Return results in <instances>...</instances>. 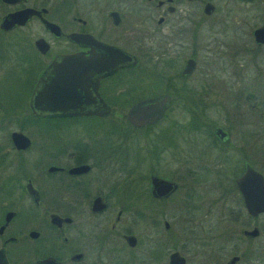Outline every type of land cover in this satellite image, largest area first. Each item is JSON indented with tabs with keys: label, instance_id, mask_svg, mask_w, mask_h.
<instances>
[{
	"label": "flooded vegetation",
	"instance_id": "obj_1",
	"mask_svg": "<svg viewBox=\"0 0 264 264\" xmlns=\"http://www.w3.org/2000/svg\"><path fill=\"white\" fill-rule=\"evenodd\" d=\"M239 6L243 9L237 10ZM234 9L237 11L233 12ZM12 13H21L22 23L1 27L3 18ZM231 13L245 16L249 45L233 50L232 54L235 56L241 50L262 51L264 43L256 42L253 33L258 29L264 31V0H0V131L4 134L0 139V249L7 264H38L46 258L56 264H170L173 252L183 257V264H188L189 257H196L197 264H202L199 258L204 256V246L209 243H204L197 231L190 228L179 247L168 248L166 239L153 238L147 256L136 259L137 238L128 224H137V220L151 212L155 216L157 209L124 204V188L136 189L135 180L139 178L129 172L120 189L123 172L108 149L114 146L117 150L121 143L112 140L91 144L83 133L70 135L71 138L58 143L55 134L46 138L44 135V130L85 126L93 120L108 126L110 136H128L131 129L145 130L160 124L176 109L190 114L189 121L176 126L178 129L203 130L211 137L207 144L216 151L211 154L212 159L223 167L212 172L216 173L219 187L228 194H237L240 203L222 206L223 226L231 219L235 221L231 217L236 215L234 209H239L242 239L220 234L228 244L222 249L228 251L222 252L227 258L216 264H225L233 256L237 257L233 264L244 258L251 261V253L255 258L260 255V263L264 264V212L248 214L235 184V179L249 165L260 174L264 186V164L260 167L253 164L251 132L247 129L251 124L248 119L252 95L234 87V93L240 97L232 94V99L224 103L219 92L204 91L203 83L209 82L205 81L207 76L197 75L200 51L228 47L224 38L234 34L226 31ZM234 18L235 15L232 24L239 21ZM223 54L217 52L218 56ZM67 56L71 59L62 58ZM50 76L54 79L49 84ZM40 78H44L42 82ZM230 79L238 81L234 76ZM190 80L197 85L201 83L200 90L189 87ZM44 88L47 91L43 93L50 97L48 103H60L59 98L70 102L71 97L75 103L77 97L79 104L62 111L60 107L47 106L46 99L41 97L35 106L33 98ZM55 89L58 97L54 99ZM160 94H167L169 100L157 121L143 126L128 122L126 114L131 106ZM226 105L233 117L243 114L244 120H248L238 122L245 129L241 146L231 138L233 126L228 115L223 118L224 123L203 119L207 110H213L217 116L221 108L226 111ZM242 105L243 112L239 110ZM13 132L24 135L27 145L18 147L11 137ZM112 142L118 146L111 145ZM151 143L155 155L146 173V187L141 190L147 191L154 203L162 205L179 186L153 168L163 147L154 140ZM164 144L171 147L174 143ZM182 152L185 163L191 158L192 163L199 165L200 170H185L194 176L192 179L210 171L203 167L206 160L198 159L195 150L189 151L186 146ZM80 166L87 169L70 172ZM151 176L174 181L177 188L166 197L155 198L150 194ZM29 210L31 221L27 222ZM140 215L142 218L138 219ZM124 216H127L125 226ZM162 227L168 230L166 220L162 221ZM253 228L257 229V235L242 234L243 230ZM128 237L134 238L133 243ZM258 238H262L260 252H238L240 242Z\"/></svg>",
	"mask_w": 264,
	"mask_h": 264
},
{
	"label": "rangeland",
	"instance_id": "obj_2",
	"mask_svg": "<svg viewBox=\"0 0 264 264\" xmlns=\"http://www.w3.org/2000/svg\"><path fill=\"white\" fill-rule=\"evenodd\" d=\"M240 9L242 10L243 6L237 7V10ZM237 10L234 9L233 12ZM234 15L236 17L234 19H238L239 21L236 23L233 21L234 24H232ZM214 17L215 16H213V19ZM245 20L243 14L231 13L228 17L226 31L231 30L234 34L224 38V42H226L225 45L228 44V47L226 49L221 47L216 49H203V51H200L197 57L200 67L197 75L207 76L205 81L209 82L203 83L204 91L208 93L213 91L219 92L220 98L224 103L232 99V94H234L235 97H240L239 94L234 93V87H238L236 91L251 93L253 104L251 116L250 119H248L251 120V124L247 129L251 132V155L253 164L260 167L264 164V49L262 51L258 50V52L257 50L253 52L241 50V52H236L235 56L232 54L233 50H238V48L242 49L243 47L245 48V46L249 47L245 37L248 29ZM217 52H224V54L223 56H218ZM217 76L221 78L218 79ZM232 76H234L235 79L237 77L238 81H230V77ZM216 79L218 80L217 82H215ZM194 81H188V86L192 89L194 88L193 90H200L199 86H201V83L197 85V82L195 83ZM211 81H213V83ZM12 89L14 90L13 87L11 90ZM225 109L226 111L224 112L223 108H221L217 116L213 110L209 109L206 111V116H203V119L207 117L210 122L224 123L223 118L228 115L233 126L230 132L231 138L234 144L241 146L245 135V129L243 128L244 126L240 127L239 123H243L244 121L247 122L248 120H244L243 114H238L237 118L233 117L228 111L230 110L229 105H226ZM239 110L243 112L244 106H240ZM189 118L190 114L188 112L181 113L176 109L169 113L160 124L154 127H149L145 130H133L128 128L131 129L128 136H121L120 134H113L110 136L107 130L109 128L108 126L93 120L87 121L85 126L70 125L57 128V130H44L45 138L48 135L52 136L55 134L58 143H62L66 138H71L74 134L79 133H83V136H85L89 142L91 141V144H105L107 141L111 142L112 140L121 143L117 150L114 146L108 149L111 159L118 162L117 164L123 172V176L120 179L122 180L120 189L123 188L124 181H126L128 177L127 175H130L129 172L133 174V176L139 178V180H135V182H137L135 185H138L136 189H132L133 186L128 188V190L124 188V204L131 202L135 204L133 206H141L140 209H143L145 206H155L157 209L155 216H152V212L151 215H145L143 218L140 215L138 219H142L137 220V224H128L131 233L137 238V245L135 248L136 259L139 257L144 259L147 256L153 238L163 239V241L166 239L168 243L165 245L168 248H170V245L178 246L185 240L184 236L188 234L187 230L189 228L192 231H197V235L202 237L204 243H209L208 246H204V256L199 258L202 264H216L227 258L224 253L222 254L226 248L222 249V247L228 244L220 237V234L223 235V227L226 226V224L223 226L220 223V215L223 210L222 206H240V203L237 194H228L223 191L222 187H219L216 173L212 172L220 171L223 167L220 166V163L217 164L212 159L211 154L214 155L216 151L207 144H210L211 137L208 136L206 132L203 133V130L200 132L196 130L198 133L194 130L185 132L176 127H181L182 123H187ZM32 131L34 130H29L31 133ZM186 135L187 140H185ZM3 138L4 134L0 131V139ZM77 138L82 137L77 136ZM189 138L190 140L188 141ZM151 140L160 143L163 147L162 150L160 149L159 154L157 153L159 157L156 159L153 168L157 170L158 174L164 173L165 176L175 180L179 186L178 190L162 205L151 202L147 200L145 196L139 194L141 189L146 187V173L150 171V164L153 162L155 155L151 148L153 143H151ZM166 141L174 143L173 146H166V144H164ZM185 141L187 144H184ZM110 144L116 145V143L113 142ZM182 146H187L189 151L195 150V155H197L198 159L206 160V162L202 164L203 167L210 169V171L207 170L202 173L197 180L192 179V177H194L192 174H186V169L192 168L200 170V168L197 163H192L193 160L191 158L188 159V162H190L189 164L188 162L185 163V158L182 156L184 154L182 152ZM131 192L136 196L139 194L133 201H131V197H133L130 196ZM158 210H160L162 214H159L161 212H158ZM30 214L31 211L29 210L27 213V222L31 221ZM126 219L127 216H124L122 220L124 226L127 224L125 221ZM163 220H166L169 224V228L166 231L162 227ZM239 223L240 220H238V223L233 224L230 229L233 231L231 234L238 239H242L240 230L243 225ZM240 243L238 252L245 250L260 252L262 238L247 243ZM226 250L228 251V249ZM214 251L221 252V255H216L218 252ZM211 255L213 256L211 257ZM251 255L253 256V254H249L251 261L244 258L238 264H261L260 255L256 258ZM197 263L199 262L196 257L188 258V264Z\"/></svg>",
	"mask_w": 264,
	"mask_h": 264
},
{
	"label": "water",
	"instance_id": "obj_3",
	"mask_svg": "<svg viewBox=\"0 0 264 264\" xmlns=\"http://www.w3.org/2000/svg\"><path fill=\"white\" fill-rule=\"evenodd\" d=\"M4 1H8V0H4ZM14 23H22L21 13H12V14H9L7 17L3 18L1 22V27L3 28L10 27ZM263 33L264 31H262L261 29L254 31L253 35H254L256 42L264 43V37L262 36ZM62 58L71 59V57H68V56L62 57ZM190 62L191 61H188V64H187L188 68L191 67L189 65ZM51 66H53V64H51L50 67ZM49 75H52V71H50ZM52 77L53 76H50L49 84L54 79ZM43 79L44 78H40L39 82H42ZM45 90L46 88H44L42 92L37 93L34 96L33 104L35 106H38L37 100L39 101L40 98L42 97L43 99H46L45 101H46L47 106L51 104L49 105L50 107H53L56 109L57 107H60V109H62L63 111L64 107L75 106L76 103L80 99L76 97L75 98L76 102L74 103L73 97H71L70 102L68 101L63 102V100L59 98L60 103L59 102L48 103V98L50 97L49 95L43 93ZM49 91L52 92L51 89H49ZM49 91L48 93L50 94ZM56 97L58 96H57L56 89H55V91L53 92V98L55 99ZM168 100L169 99H168L167 94H160L152 98L140 100L130 107L128 113L126 114V119L128 120L129 123H131L134 126H143L145 124L154 123L161 117L165 109H167ZM217 131L220 132L219 129ZM11 137L13 139V142L18 147H24L28 143L27 138L19 132H13ZM86 169H87V166H80V167L72 168L70 172H80ZM235 184L239 190V193L243 201L244 208L248 214L256 215L257 213L264 212V186L262 185L261 176L257 171H255L249 165L246 166L243 174L235 179ZM150 185H151L150 194L155 198L166 197L170 193L174 192L175 189L177 188V184L174 181L162 179L156 176L150 177ZM242 234L244 236L253 237L257 235V229L256 228H253L251 230L245 229L242 231ZM128 241L130 243H133L134 238L128 237ZM236 259L237 257L233 256L225 264H233ZM37 263L38 264H56L51 258L40 260ZM183 263H184L183 257H181L177 252H173L171 254L170 264H183ZM0 264H7V262L5 261L3 249H0Z\"/></svg>",
	"mask_w": 264,
	"mask_h": 264
},
{
	"label": "trees",
	"instance_id": "obj_4",
	"mask_svg": "<svg viewBox=\"0 0 264 264\" xmlns=\"http://www.w3.org/2000/svg\"><path fill=\"white\" fill-rule=\"evenodd\" d=\"M132 191V190H131ZM139 194H141L142 196H145L146 197V199L147 200H150L151 202H153V200H152V198H150V196H149V194H148V192L147 191H140V193ZM138 194V195H139ZM137 195V196H138ZM130 196H133V197H131V201H133L137 196L136 195H133V193L131 192L130 193ZM131 203V202H130ZM226 211H230V209L229 208H226L225 209ZM235 210V212H236V215L234 216V217H231V215H230V217L231 218H234L235 219V221L233 220V219H231V221L225 226V227H223V230H222V234H231L233 231H230L229 229L231 228V226L233 225V224H235V223H238V219L239 218H241L237 213L239 212L238 210V208H235L234 209Z\"/></svg>",
	"mask_w": 264,
	"mask_h": 264
}]
</instances>
